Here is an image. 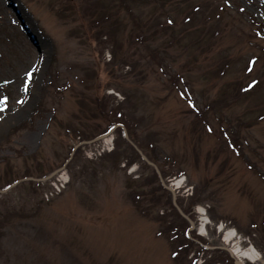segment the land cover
<instances>
[{"label":"rangeland","instance_id":"374dc122","mask_svg":"<svg viewBox=\"0 0 264 264\" xmlns=\"http://www.w3.org/2000/svg\"><path fill=\"white\" fill-rule=\"evenodd\" d=\"M82 1L0 0V188L59 169L77 129L100 132L95 95L126 97L131 134L175 188L190 234L217 247L192 241L173 259L161 228L185 217L113 133L43 184L0 192V264H232L222 247L264 258V0H118L111 39L75 13Z\"/></svg>","mask_w":264,"mask_h":264},{"label":"trees","instance_id":"16d2710c","mask_svg":"<svg viewBox=\"0 0 264 264\" xmlns=\"http://www.w3.org/2000/svg\"><path fill=\"white\" fill-rule=\"evenodd\" d=\"M117 1L118 0H83L81 4H78V6H74L73 8L75 10V13H78L79 11H81L83 13H88V14L92 15V19L87 21L86 23L89 25L90 30H92V26L95 28H99V31L97 32L98 35L95 33V36L97 38L103 37V39H108V38L111 39L110 37H112L113 34L115 35V33L118 32L120 30V28L122 27L121 20L117 14L118 13V11H117L118 5H116ZM119 1L121 2L120 4L122 6H125L126 9H130L129 4H131L132 2H138V1L142 2V3H148V2L154 1L159 5L158 8L161 5H163L162 0H119ZM197 9H198V7H193V11H196ZM218 9L221 10L220 7ZM58 13H60V12L58 11L57 14ZM81 15L83 16L82 13H81ZM167 18H168V16L165 17V20H167ZM170 21L171 20H169V22ZM105 25L108 26V29L105 33H103V32H101V29ZM114 35H113V37H114ZM114 40L117 42V38H114ZM116 48H118V43H116V45H115V49ZM125 98L126 97H124V99L121 102H119L118 104H116L114 106V105H112L111 101L106 100V96L104 94L94 96V98H93L94 102L93 103H96V105H94V108L99 112L100 118L105 123V126L101 131H103L105 128L109 127L110 125H112L116 122H121L127 128V131L129 133V137L133 140V142L139 148H142V143L139 141L137 136L134 135L133 133L131 134V130H132L131 123H129V121H128L129 117L127 116V113L124 112V108L126 109V107H127L126 102L124 101ZM202 113H204V112H202ZM76 132L74 135L76 137H78L79 139H89V138L94 136V135H91V133H89V132L83 133V132L79 131V129H77ZM115 133L118 134V137L121 138V140H124V138L122 137L121 130L118 129ZM233 138L234 137H232V139ZM233 140L235 141V139H233ZM117 143H118V141H117ZM149 159H150V157H149ZM152 171L154 172L153 168H152ZM154 175H155V177H157L155 172H154ZM13 180L14 179L7 181L6 184L11 183ZM159 185H160V183H159ZM153 192H154V190H153ZM141 195H142L141 193L136 194L137 197H140ZM167 197H168V200H169L170 205H171L169 192H168ZM147 208H148L149 212L152 210L151 205L147 206ZM172 209L174 210L173 207H172ZM141 212L145 214V211H141ZM146 212H147V209H146ZM174 213H176V212H174ZM179 219H181V224L176 225V228H173V226H172L173 229L170 230L172 235L168 232L169 229L166 228L165 226H163L161 228V230L163 233H165L167 235V238H169L171 240L172 245L174 244V246H175V250H174L175 253L172 256L173 259H179V261H180V257L178 255L182 251H185L188 253L189 250L193 246V242L185 236V230L188 226L187 222L184 221L181 217H179ZM224 254L228 259L229 256L227 255V253L224 252ZM225 262H226V260H225ZM230 263H231V261H230Z\"/></svg>","mask_w":264,"mask_h":264},{"label":"bare ground","instance_id":"6f19581e","mask_svg":"<svg viewBox=\"0 0 264 264\" xmlns=\"http://www.w3.org/2000/svg\"><path fill=\"white\" fill-rule=\"evenodd\" d=\"M103 139L104 140H107V139H109V137L103 138ZM92 142H95V141H92ZM182 182H183V180L180 177L176 178L175 179L176 187H178L180 184H182ZM198 210L201 211V212H204L205 211L204 208L203 207H200V206L198 207ZM204 227L205 228L203 229V226H202V229L205 232L206 225ZM204 232H202V233H204ZM232 232H233L232 230H226V233L224 234V239L225 240L230 239ZM229 252H230V254H233L234 253L238 257H241L242 256L243 258H248V259L253 260V261L254 260H257L259 258V254L256 252V250L253 247L252 248H249V249H244V250H242V249H240L238 247H233Z\"/></svg>","mask_w":264,"mask_h":264},{"label":"water","instance_id":"95a60500","mask_svg":"<svg viewBox=\"0 0 264 264\" xmlns=\"http://www.w3.org/2000/svg\"><path fill=\"white\" fill-rule=\"evenodd\" d=\"M115 128V126H113L112 128H110L106 133H104V134H102V135H99V136H96L94 139H92V140H90V141H86V142H92V141H95V140H98V139H100V138H102V137H105L106 135H108L109 133H111L112 131H113V129ZM125 137L127 138V135L125 134ZM80 144V143H79ZM78 145V144H77ZM77 145L75 146V147H77ZM74 147V148H75ZM136 148V147H135ZM137 149V148H136ZM137 151H138V153L140 154V156H141V158L143 159V160H145L147 163H149V164H151L152 165V163L151 162H149L147 159H146V157L141 153V151L140 150H138L137 149ZM155 167V166H154ZM155 169H156V167H155ZM156 172H157V174H158V176H159V178H160V182H161V184L165 187V188H167L169 191H171V189L170 188H168L165 184H164V182H163V180L161 179V177H160V174H159V172H158V170L156 169ZM15 184V183H14ZM13 184V185H14ZM11 186H8L6 189H8V188H10ZM6 189H4V190H2V192L3 191H5ZM171 193H172V202H173V205L176 207V209L178 210V212L183 216V217H185L187 220H188V222H189V225H190V227H189V230L190 229H192L193 228V222L181 211V209L178 207V205L176 204V202H175V194L171 191ZM187 235L189 236V233H187ZM235 264H242L240 261H235ZM260 264H264V260L263 261H261V263Z\"/></svg>","mask_w":264,"mask_h":264},{"label":"snow or ice","instance_id":"6c2138e0","mask_svg":"<svg viewBox=\"0 0 264 264\" xmlns=\"http://www.w3.org/2000/svg\"><path fill=\"white\" fill-rule=\"evenodd\" d=\"M29 76H31V73H29ZM253 83H255V82H253ZM249 87H251V85ZM4 99L6 100L7 98L5 97Z\"/></svg>","mask_w":264,"mask_h":264}]
</instances>
